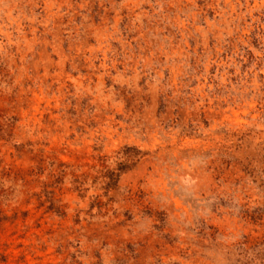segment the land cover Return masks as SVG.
<instances>
[{
	"label": "clouds",
	"instance_id": "9594fccd",
	"mask_svg": "<svg viewBox=\"0 0 264 264\" xmlns=\"http://www.w3.org/2000/svg\"><path fill=\"white\" fill-rule=\"evenodd\" d=\"M94 3L102 10L96 13L99 24L92 15ZM24 7L32 9L30 18L19 12V0H0V65L5 69L0 97L13 95L26 78L41 79L40 70L46 75L53 65L51 56L59 55L58 75L66 63L78 73L81 86L69 94L72 100L91 97L90 103L111 113L110 122L116 115L123 118L120 126L126 131L117 136L119 147L111 136L105 141L108 163L114 168L112 162L120 159L124 147L131 149L125 160L130 178L121 179L117 171L110 186L103 177L107 168L93 170V178L100 179L86 185L91 189L86 193L69 170L65 182L48 191L44 210L52 204L59 209V223L68 220L65 213L73 221L39 239L26 253L35 256L50 249L58 256L57 264H264V220H251L256 208L264 209V131L251 145L212 139L203 147L189 146L194 150L177 147L145 156L135 151L143 138L133 128L141 115L156 125L157 110L168 117L165 124L177 109L189 116L196 113L199 124L201 112L211 118L248 93L253 99L264 98V0H45L40 14L35 11L41 8L39 2L28 0ZM14 12L19 15L13 17ZM56 19L61 20L59 26L53 23ZM24 20L29 21L25 27L30 40L19 27ZM32 25L45 31L37 36L38 28ZM90 39L96 44L86 47ZM38 46L43 48L40 59ZM85 52L93 55L84 57ZM77 57L85 59L86 73H81ZM213 66L215 76L209 71ZM209 79L213 84L191 87L193 81ZM105 80L112 81V87ZM121 93L135 98L136 115L124 111ZM156 126L162 144L179 135V129L165 132ZM222 155L231 161L226 170L219 164ZM185 175L194 177L192 183H183ZM46 182L29 183L0 170V217L38 209L37 193L43 198ZM97 197L107 198L102 217L87 211ZM146 209L151 212L146 214ZM80 217L84 219L77 226L74 220Z\"/></svg>",
	"mask_w": 264,
	"mask_h": 264
},
{
	"label": "rangeland",
	"instance_id": "374dc122",
	"mask_svg": "<svg viewBox=\"0 0 264 264\" xmlns=\"http://www.w3.org/2000/svg\"><path fill=\"white\" fill-rule=\"evenodd\" d=\"M32 2L41 3V8L35 9L36 13L40 14L45 0H32ZM50 2L63 3L64 0H50ZM27 3L28 0H19V12H23L30 18L32 9L24 7ZM62 11H66V9H62ZM19 12L13 13V17L19 15ZM97 12L102 14L98 3H94L92 15L95 23L99 24L100 17L96 15ZM209 15L213 16L214 13L210 11ZM77 20L79 21V18ZM67 22V18H65L63 23L67 24ZM2 23L4 21L0 20V24ZM28 23V20H24L19 27L24 30L26 38L30 40L31 32L25 27ZM53 23L59 26L61 20L56 19ZM32 27L38 28L37 36L40 32L45 31L43 27L37 25H32ZM48 39L51 40V36ZM190 43L195 46L194 42L190 41ZM95 44L96 40L90 39L85 46H94ZM253 45L258 46L255 39ZM113 48L118 49L119 46L113 44ZM63 50L65 55L69 54L67 44L63 45ZM42 52L43 48L38 46L37 59H40ZM51 52L52 49L48 48L47 53ZM230 52L231 47L229 46L223 58L226 59ZM47 53L44 55L46 56ZM95 54L101 55V53ZM91 55H93L92 52L82 54L84 57ZM60 59L59 55H52L53 65L48 68L46 75L44 69H41L39 72L41 79L37 80L35 75L31 79L26 78L13 95L0 97V170L6 177L15 176L18 180H26L29 183H38L42 179L47 181L41 188V191L45 193L43 198L37 193L38 209L29 207L22 213L0 217V264H57L58 256L50 249L37 251L35 256L26 253V249L37 247L39 239L50 233H56L64 224L73 221L72 215L65 213L68 220L63 224L59 223V209H56L52 204L47 206V211L44 210V200L48 199V191L54 189L56 185L64 183L69 170H72V175L80 178L85 193L91 190L86 185L89 183L95 185L100 179L99 176L93 178V170L97 168L108 169L103 173L106 184L115 183L114 176L117 171L120 172L121 179L130 178V173L125 171L128 168L125 160L131 150L129 146L126 145L121 151L119 160L112 162L115 165L114 168L108 163L109 157L105 153V141L108 136L112 137V144L119 147L117 136L126 131L120 126L123 123V118L116 115L115 120L110 122L111 113L100 104L90 103L91 97L85 98L79 103L72 100L69 94L75 93L81 86L80 81L76 79L78 73L71 71V63H66L63 74L58 75L59 69L56 64ZM76 62L81 73H86L85 59L77 57ZM99 63L98 60L97 65ZM209 71L211 76L216 75L215 66ZM4 72L3 65H0V74ZM197 83L209 85L213 84V81L211 79L202 82L193 81L191 87H196ZM105 85L112 87V81L105 80ZM85 86L87 85L85 84ZM121 95L124 97V111L136 115V111H134L135 98L127 96L126 93H121ZM253 95V93H248L246 97L239 98L238 103L233 104L232 107H229L228 104L223 105L221 111L211 114V118L208 113L201 112L198 117L199 124L195 123L196 113L189 116L187 111L181 109H177L174 118L165 124L168 117L157 110V115L153 117L156 120V125L163 128L165 132H168L169 129L176 132L179 129V135L172 137L171 143L162 144L157 126L141 115L134 122L133 128L143 138V142L141 146L136 147L135 151L149 156L179 147L186 152L194 150L190 149L191 145L203 147L205 146L204 141L227 140L229 138L235 139L237 144L242 141L243 144L240 146L251 145L264 131V126L261 124V121H264V98L256 96L253 99ZM90 113H95V116ZM217 123H223L225 127L215 128L214 125ZM229 125L231 127H228ZM149 138H151L150 142ZM14 140L15 142H13ZM101 153H105V155H101ZM256 155L259 156V152ZM219 164L225 170L231 167V161L223 155L219 157ZM193 179L194 177L185 175L183 183H192ZM179 182L178 179L177 183ZM83 198V196L80 197L81 200ZM106 199V197H97L90 200L87 211L91 212L92 216L102 217L106 212ZM173 207H178V204ZM145 211L148 214L151 209ZM49 213L55 217V220L50 218ZM88 218L91 219V217ZM83 219L84 217L75 219L74 223L79 226ZM251 220L253 223L264 220V209L256 208L251 214ZM25 224L28 225L27 229L22 228V225Z\"/></svg>",
	"mask_w": 264,
	"mask_h": 264
},
{
	"label": "bare ground",
	"instance_id": "6f19581e",
	"mask_svg": "<svg viewBox=\"0 0 264 264\" xmlns=\"http://www.w3.org/2000/svg\"><path fill=\"white\" fill-rule=\"evenodd\" d=\"M43 3V2H42ZM15 13V12H14ZM245 106V105H244ZM232 111V110H231ZM193 178V177H192Z\"/></svg>",
	"mask_w": 264,
	"mask_h": 264
}]
</instances>
